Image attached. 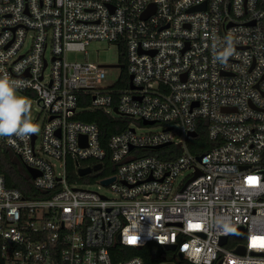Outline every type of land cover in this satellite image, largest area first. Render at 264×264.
<instances>
[{
    "label": "built area",
    "instance_id": "2783aa9c",
    "mask_svg": "<svg viewBox=\"0 0 264 264\" xmlns=\"http://www.w3.org/2000/svg\"><path fill=\"white\" fill-rule=\"evenodd\" d=\"M96 39L126 63L68 59ZM4 75L44 119L40 134L0 137L37 171L29 196L0 174V264H145L125 249L152 243L157 264H264V0H0ZM80 104L127 127L104 141ZM69 160L102 164L87 175L112 195L78 170L70 182Z\"/></svg>",
    "mask_w": 264,
    "mask_h": 264
},
{
    "label": "trees",
    "instance_id": "16d2710c",
    "mask_svg": "<svg viewBox=\"0 0 264 264\" xmlns=\"http://www.w3.org/2000/svg\"><path fill=\"white\" fill-rule=\"evenodd\" d=\"M120 51V60L122 63H126L125 56L122 52L121 47ZM123 77L128 78V72L126 68L122 70ZM80 106H83L80 104ZM78 119L87 122H95L99 124L101 128L102 139L106 141L111 135L123 131L128 124V120L125 119H115L107 114L103 110L99 109H86L83 108L78 112L76 116ZM206 133L200 132V136L197 138V142L205 143ZM196 142V143H197ZM210 144H208L209 146ZM211 147V146H209ZM190 148L193 152H202V148H195L193 143L190 142ZM204 149V148H203ZM145 154H153L159 157H163L159 154L158 150L143 149ZM21 159L14 155L9 149H0V174H3L6 178V182L9 186L17 187L22 190L26 195L29 196V189L31 188L32 179L28 171H23L22 166L24 163L20 164ZM110 160L106 159L103 161V169L99 171L98 175H105L112 171V165H110ZM25 167V166H24ZM68 177L70 182L76 181L78 179L77 168L75 167L74 162L71 160L68 161ZM84 178H82V181ZM81 181V182H82ZM127 255H140L143 257L145 264H157L160 261V254L163 250L162 246L156 243H152L142 249H134L131 247H126ZM179 264H186L184 261L179 262Z\"/></svg>",
    "mask_w": 264,
    "mask_h": 264
},
{
    "label": "rangeland",
    "instance_id": "374dc122",
    "mask_svg": "<svg viewBox=\"0 0 264 264\" xmlns=\"http://www.w3.org/2000/svg\"><path fill=\"white\" fill-rule=\"evenodd\" d=\"M29 42V40H28ZM69 60H89L94 61L96 63H111V64H117L120 61V51L119 46L115 42H110L107 40H101L96 39L90 41V43L86 46V51H71L67 54ZM108 76L110 78H116L120 72V68H109L107 69ZM19 95V93L17 92ZM84 107L80 106L78 111L82 110ZM31 119L34 124L38 126V132L37 134H40L41 127L44 119V114L42 113L41 109L38 105H34L31 108ZM132 126H135L137 128L138 132H149V131H159L161 129L160 124L155 125H144L142 122H137L132 120L131 121ZM19 161V160H18ZM20 164L22 162L19 161ZM23 164L22 169L23 171H26L27 168ZM189 172H185V175H187ZM184 176H180V179H183ZM88 182L82 181L79 184L82 187H86L89 189H96L99 190L107 195H112V192L110 189H108L106 186H102L100 182L94 181L93 177L87 178ZM93 180V181H90ZM100 186V187H99Z\"/></svg>",
    "mask_w": 264,
    "mask_h": 264
},
{
    "label": "clouds",
    "instance_id": "9594fccd",
    "mask_svg": "<svg viewBox=\"0 0 264 264\" xmlns=\"http://www.w3.org/2000/svg\"><path fill=\"white\" fill-rule=\"evenodd\" d=\"M230 54V51H225L224 56ZM19 87L20 81L7 75L0 77V137L26 138L39 130L31 119L30 101L17 94Z\"/></svg>",
    "mask_w": 264,
    "mask_h": 264
},
{
    "label": "water",
    "instance_id": "95a60500",
    "mask_svg": "<svg viewBox=\"0 0 264 264\" xmlns=\"http://www.w3.org/2000/svg\"><path fill=\"white\" fill-rule=\"evenodd\" d=\"M200 7H205V3L202 4V5H200V6H193V7L190 9V11H193V10L199 9ZM146 15H147V13H145V16H146ZM121 65H123V64H121ZM131 78H132V76H131ZM145 123H153V122H151V121H150V122L145 121ZM191 135H192V136H195V135H196V132L191 133ZM201 158H202V156H199V159H201ZM101 167H102V164H96L94 167H81V168H79L78 172H79L80 175H86V174L91 173V172L94 171V170H98V169H100ZM27 169L29 170V172H30L34 177L37 175V171H36L35 169H33V168H31V167H27ZM113 179H114V177H109V178L103 180V183L108 184V183H110ZM241 229H242V227L236 229L234 232H240ZM226 240H227V236L222 237V243H225ZM166 247H167V248H170V249H173V248H175V245H173V244H169V245H166ZM237 250L240 251V252H244V251H245V248H244V247H239Z\"/></svg>",
    "mask_w": 264,
    "mask_h": 264
},
{
    "label": "snow or ice",
    "instance_id": "6c2138e0",
    "mask_svg": "<svg viewBox=\"0 0 264 264\" xmlns=\"http://www.w3.org/2000/svg\"><path fill=\"white\" fill-rule=\"evenodd\" d=\"M249 180L251 181V180H254V178H249ZM135 241V237H132V238H130V242H134Z\"/></svg>",
    "mask_w": 264,
    "mask_h": 264
},
{
    "label": "crops",
    "instance_id": "0c3cea01",
    "mask_svg": "<svg viewBox=\"0 0 264 264\" xmlns=\"http://www.w3.org/2000/svg\"><path fill=\"white\" fill-rule=\"evenodd\" d=\"M86 175H87V174H86ZM90 176H91V175H89V176L87 175V176L84 177V179L87 178V177H90Z\"/></svg>",
    "mask_w": 264,
    "mask_h": 264
}]
</instances>
